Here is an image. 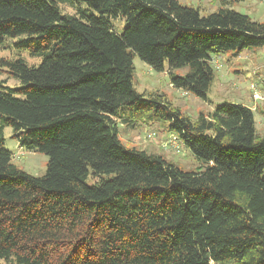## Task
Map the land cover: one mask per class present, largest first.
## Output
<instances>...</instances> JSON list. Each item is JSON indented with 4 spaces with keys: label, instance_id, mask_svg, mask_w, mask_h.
Returning a JSON list of instances; mask_svg holds the SVG:
<instances>
[{
    "label": "trees",
    "instance_id": "1",
    "mask_svg": "<svg viewBox=\"0 0 264 264\" xmlns=\"http://www.w3.org/2000/svg\"><path fill=\"white\" fill-rule=\"evenodd\" d=\"M7 38L42 58L36 66L0 58L20 83L0 80L1 260L264 264V136L252 109L224 101L191 119L132 82L136 55L156 71L166 66L172 87L205 99L210 54L264 46V22L225 4L202 15L177 0H0V46ZM134 120L169 121L201 165L181 169L127 147L118 122ZM4 126L19 146L48 157L43 175L13 162Z\"/></svg>",
    "mask_w": 264,
    "mask_h": 264
},
{
    "label": "rangeland",
    "instance_id": "2",
    "mask_svg": "<svg viewBox=\"0 0 264 264\" xmlns=\"http://www.w3.org/2000/svg\"><path fill=\"white\" fill-rule=\"evenodd\" d=\"M180 4L198 8L205 15L217 10L223 4L226 7L247 14L252 20L264 22V0H177ZM82 13L97 12L85 3L77 5ZM63 12L75 13V9L60 4ZM78 14V11H77ZM112 26L118 34L122 32L125 22L117 16L111 18ZM17 38H7L0 46V58L20 57L28 65L36 66L42 57L31 56L26 50H20L13 45ZM210 62L214 79L207 91L205 99L192 95L170 84L167 67L156 71L135 55L133 58V86L138 93L158 92L165 94L173 106L195 119L198 113L214 110L224 101L241 103L250 107L254 113L256 131L264 136V46L251 47L240 52L227 51L210 54ZM187 66L173 68L172 72L183 75ZM0 80L8 86H19V81L10 77L5 68L0 69ZM254 94L257 97H254ZM169 121L142 120L129 121V126L118 122L119 137L127 146H136L150 152L162 154L167 160L175 163L181 169H193L201 165L198 158L188 149L176 133L169 127ZM12 128L4 126V146L13 154V162L24 171L40 176L45 173L48 157L40 152L29 150L18 145L12 136ZM91 178L87 183H92ZM0 264H10L0 259Z\"/></svg>",
    "mask_w": 264,
    "mask_h": 264
},
{
    "label": "built area",
    "instance_id": "3",
    "mask_svg": "<svg viewBox=\"0 0 264 264\" xmlns=\"http://www.w3.org/2000/svg\"><path fill=\"white\" fill-rule=\"evenodd\" d=\"M254 97H257V95L256 94H254ZM13 156V155H12Z\"/></svg>",
    "mask_w": 264,
    "mask_h": 264
}]
</instances>
